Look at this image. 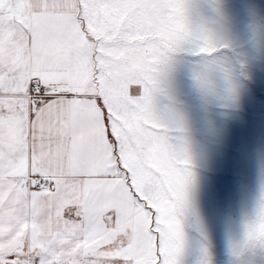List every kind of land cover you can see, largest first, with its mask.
<instances>
[{
	"label": "snow or ice",
	"instance_id": "snow-or-ice-1",
	"mask_svg": "<svg viewBox=\"0 0 264 264\" xmlns=\"http://www.w3.org/2000/svg\"><path fill=\"white\" fill-rule=\"evenodd\" d=\"M180 10L0 0V264H182L194 165L157 103ZM261 226L264 194L241 264Z\"/></svg>",
	"mask_w": 264,
	"mask_h": 264
},
{
	"label": "rangeland",
	"instance_id": "rangeland-1",
	"mask_svg": "<svg viewBox=\"0 0 264 264\" xmlns=\"http://www.w3.org/2000/svg\"><path fill=\"white\" fill-rule=\"evenodd\" d=\"M177 28L157 103L194 165L182 264H204L205 248L212 264H241L264 194V0H181Z\"/></svg>",
	"mask_w": 264,
	"mask_h": 264
}]
</instances>
